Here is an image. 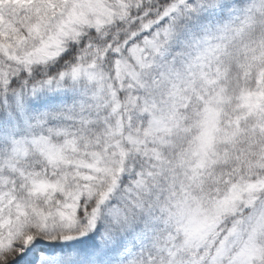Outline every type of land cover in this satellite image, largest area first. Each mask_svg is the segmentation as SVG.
Returning a JSON list of instances; mask_svg holds the SVG:
<instances>
[{"label":"snow or ice","instance_id":"1","mask_svg":"<svg viewBox=\"0 0 264 264\" xmlns=\"http://www.w3.org/2000/svg\"><path fill=\"white\" fill-rule=\"evenodd\" d=\"M0 264H264V0H0Z\"/></svg>","mask_w":264,"mask_h":264}]
</instances>
